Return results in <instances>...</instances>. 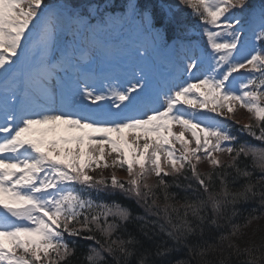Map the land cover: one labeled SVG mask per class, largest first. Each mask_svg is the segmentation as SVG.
<instances>
[{
    "label": "snow or ice",
    "instance_id": "6c2138e0",
    "mask_svg": "<svg viewBox=\"0 0 264 264\" xmlns=\"http://www.w3.org/2000/svg\"><path fill=\"white\" fill-rule=\"evenodd\" d=\"M178 4L211 52L188 57L187 71L200 76L153 99L142 69L125 84L81 83L78 64L89 52L75 38L103 47L98 34L130 17L154 47H171L177 5L0 0V264H264V227L244 231L264 218V3ZM117 7L121 16L111 14ZM237 12L254 16L261 46L241 43ZM70 70L78 78L69 94L59 73ZM240 109L250 122L234 132ZM110 166L126 167L129 179L89 174ZM117 195L129 203L104 199ZM243 205L254 206L236 223ZM77 239L91 242L82 259Z\"/></svg>",
    "mask_w": 264,
    "mask_h": 264
},
{
    "label": "trees",
    "instance_id": "16d2710c",
    "mask_svg": "<svg viewBox=\"0 0 264 264\" xmlns=\"http://www.w3.org/2000/svg\"><path fill=\"white\" fill-rule=\"evenodd\" d=\"M225 159H227V157H225ZM201 167H202V166H201ZM201 167H199V170H200L201 172H206V171L209 170V167H204V166H203V169H202ZM173 190H175V189H173ZM253 206H254V205H243V206H238V210H239L240 215L237 216L236 218H234V222H236V223H243V217L246 216V215H248V213L252 210V207H253ZM261 227H264V218H262V219L259 220V221L254 222L249 228L244 229V231H245L246 233H249V234H250V233L252 232L253 229H259V228H261ZM137 235H138V234H137ZM258 237H259V233H257V239H258ZM138 238H140V239L143 240V237H139V235H138ZM154 239H155L157 242H160V241H162V240H167V238H166V237H163V236H160V237H154ZM144 242H145V246H146V247L149 246V244L151 243V242H148V241H144ZM171 243H172V242L169 240V241H168V244L171 245ZM86 247H87L86 245H83V244H81V243H79V244L77 245V248H78V256H80L81 259H82V254L85 253L86 250H87ZM85 264H86V262H85Z\"/></svg>",
    "mask_w": 264,
    "mask_h": 264
},
{
    "label": "rangeland",
    "instance_id": "374dc122",
    "mask_svg": "<svg viewBox=\"0 0 264 264\" xmlns=\"http://www.w3.org/2000/svg\"><path fill=\"white\" fill-rule=\"evenodd\" d=\"M51 103H52V106H53V107H57V104L55 103V101H52ZM61 127H63V126H61ZM177 146H179V145H177ZM114 157H115V154H113L110 158L113 159ZM200 167H201V166H200ZM206 167H208V166H206ZM153 180H154V179H153Z\"/></svg>",
    "mask_w": 264,
    "mask_h": 264
}]
</instances>
